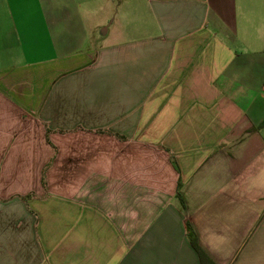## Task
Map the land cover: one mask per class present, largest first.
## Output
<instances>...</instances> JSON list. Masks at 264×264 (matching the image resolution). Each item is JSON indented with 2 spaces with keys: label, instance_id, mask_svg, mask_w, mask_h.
Here are the masks:
<instances>
[{
  "label": "crops",
  "instance_id": "crops-1",
  "mask_svg": "<svg viewBox=\"0 0 264 264\" xmlns=\"http://www.w3.org/2000/svg\"><path fill=\"white\" fill-rule=\"evenodd\" d=\"M187 224L264 264V0H0V264H201Z\"/></svg>",
  "mask_w": 264,
  "mask_h": 264
},
{
  "label": "trees",
  "instance_id": "trees-1",
  "mask_svg": "<svg viewBox=\"0 0 264 264\" xmlns=\"http://www.w3.org/2000/svg\"><path fill=\"white\" fill-rule=\"evenodd\" d=\"M178 186H180V183H178ZM176 196L180 199L181 202H183L180 192H179V188H177ZM187 236H188L190 244L192 245V247L195 249L196 253L198 254L201 264H215L208 257V255L204 252V250L200 247L194 231L188 224H187Z\"/></svg>",
  "mask_w": 264,
  "mask_h": 264
},
{
  "label": "rangeland",
  "instance_id": "rangeland-1",
  "mask_svg": "<svg viewBox=\"0 0 264 264\" xmlns=\"http://www.w3.org/2000/svg\"><path fill=\"white\" fill-rule=\"evenodd\" d=\"M112 20H113V15L108 19L107 23H108V24L111 23ZM96 22H98V21L96 20Z\"/></svg>",
  "mask_w": 264,
  "mask_h": 264
}]
</instances>
